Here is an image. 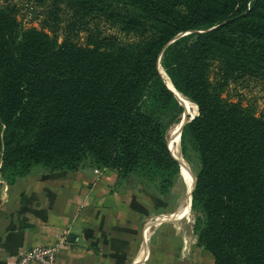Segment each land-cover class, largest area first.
Returning a JSON list of instances; mask_svg holds the SVG:
<instances>
[{"label":"trees","instance_id":"obj_1","mask_svg":"<svg viewBox=\"0 0 264 264\" xmlns=\"http://www.w3.org/2000/svg\"><path fill=\"white\" fill-rule=\"evenodd\" d=\"M37 3L42 28L0 6L3 179L111 169L163 209L183 175L169 131L184 112L165 69L198 112L181 135L197 244L215 264H264V116L230 97L231 85L264 80V0ZM102 21L131 39L104 33Z\"/></svg>","mask_w":264,"mask_h":264},{"label":"crops","instance_id":"obj_2","mask_svg":"<svg viewBox=\"0 0 264 264\" xmlns=\"http://www.w3.org/2000/svg\"><path fill=\"white\" fill-rule=\"evenodd\" d=\"M111 169H36L9 185L0 173V264L35 245L61 242V264H215L182 219ZM40 264V263H32Z\"/></svg>","mask_w":264,"mask_h":264},{"label":"rangeland","instance_id":"obj_3","mask_svg":"<svg viewBox=\"0 0 264 264\" xmlns=\"http://www.w3.org/2000/svg\"><path fill=\"white\" fill-rule=\"evenodd\" d=\"M7 4L16 5L17 11H18V19L22 22L24 28L28 27H38L42 28L41 19L43 17V7L40 6L37 3V0H0V6H4ZM68 13L65 14V18L69 19ZM100 29L104 31V33H113L121 38V40H130L131 36L126 35L125 33L120 32L116 27H111L110 24L106 23L105 21H102L100 23ZM85 32H80L77 36V40L80 43L85 42ZM60 40L63 38V34L59 33ZM161 64V61L159 62ZM162 65V64H161ZM163 67V65H162ZM160 68V67H159ZM164 68V67H163ZM165 71V69H164ZM230 97L232 100L238 101L241 100L243 105H251L256 109V113L259 116H264V80L263 79H248L245 81H242L239 84H233L230 86ZM179 99V98H178ZM184 99V98H183ZM179 99L186 109L188 120L195 116V111H192V107L186 101L185 99ZM193 112V113H192ZM184 114V112H183ZM182 114V118H183ZM194 114V115H193ZM186 119V117H185ZM175 123L172 128L169 131V139L173 137V139H170V143L174 145V149L180 148V138L177 135V125L179 124ZM179 146V147H178ZM181 163L183 165V175L182 179L175 185L172 193H174V198H169L170 202H167L166 206L170 207L173 211L179 210L184 204H186L188 199V185L186 179L191 180L193 185L194 181L196 179L195 177V171L192 168L191 164H189L185 158L183 157V154H181ZM184 163L186 165H184ZM190 172V173H188ZM185 202V203H183ZM191 207V206H190ZM182 221L187 225H191L194 222V214L192 212V209L190 213L185 216Z\"/></svg>","mask_w":264,"mask_h":264},{"label":"built area","instance_id":"obj_4","mask_svg":"<svg viewBox=\"0 0 264 264\" xmlns=\"http://www.w3.org/2000/svg\"><path fill=\"white\" fill-rule=\"evenodd\" d=\"M99 172V169H96ZM60 243L50 245H35L22 250L13 264H61L58 259Z\"/></svg>","mask_w":264,"mask_h":264},{"label":"bare ground","instance_id":"obj_5","mask_svg":"<svg viewBox=\"0 0 264 264\" xmlns=\"http://www.w3.org/2000/svg\"><path fill=\"white\" fill-rule=\"evenodd\" d=\"M163 77H164V79H165V81H166V83H167V85H168V87L170 88V89H172L174 92H175V94H176V96L177 95H179V96H181L182 98H184L186 101H188V103L190 104V106L192 107V111H195L194 112V114H196V113H198L197 112V108L195 109V103L193 102V101H191L188 97H186L185 95H183L182 93H180L178 90H176L173 86H171L170 84H169V82H167L168 81V78H169V76L167 77V75H166V73H165V71L163 72ZM169 80H170V78H169ZM179 98V97H178ZM180 99V98H179ZM193 113V112H192ZM193 114V115H194ZM181 126H182V124H180V125H177L176 127H177V135H178V137L180 138V131H181ZM170 147H171V149H172V151H175V153L177 152V157H178V159L180 160V162H181V148H179V149H174V145L173 144H171L170 143ZM179 147V146H178ZM184 165H186L185 163H184ZM181 167H182V170H183V165H182V163H181ZM188 173H190V172H188ZM186 181H187V184H189L188 185V199H187V202H186V204H188V203H190V196H191V190H192V188H193V183H192V181L191 180H188V179H186ZM183 203H185V202H183ZM186 204H184L181 208H184V206H186ZM191 206V204H188V206Z\"/></svg>","mask_w":264,"mask_h":264},{"label":"water","instance_id":"obj_6","mask_svg":"<svg viewBox=\"0 0 264 264\" xmlns=\"http://www.w3.org/2000/svg\"><path fill=\"white\" fill-rule=\"evenodd\" d=\"M180 36V35H179ZM161 73V72H160ZM162 75V74H161ZM162 77H163V75H162ZM163 79H164V77H163ZM164 81H165V79H164ZM166 83V82H165ZM166 85H167V83H166ZM168 86V85H167ZM169 88V87H168ZM176 88V87H175ZM170 89V88H169ZM173 93H174V95H175V97L177 98V100L179 101V99H178V97L176 96V94H175V92L172 90V89H170ZM181 93V92H180ZM179 103L184 107V114H183V118L181 119V121H180V123L178 124V125H180V124H182V126H181V131H180V148H181V135H182V131H183V127H184V125L188 122V121H190V120H192V119H194L195 118V116L198 114H196L195 116H192L189 120H188V115H187V112H186V109H185V106L179 101ZM185 117H186V119H185ZM170 139H173V137H171ZM170 139H169V148H170V150H171V147H170ZM171 152H172V155L179 161V163H180V165H181V162H180V160L178 159V157L176 156L177 155V152L175 153V151H172L171 150ZM181 153H182V151H181ZM176 154V155H175ZM195 183H196V179H195V181H194V185H193V188H192V190H191V196H190V204H192V196H193V190H194V188H195Z\"/></svg>","mask_w":264,"mask_h":264}]
</instances>
